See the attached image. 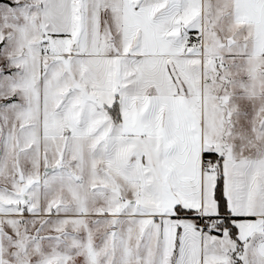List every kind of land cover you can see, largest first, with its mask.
Here are the masks:
<instances>
[{"label":"snow or ice","instance_id":"obj_1","mask_svg":"<svg viewBox=\"0 0 264 264\" xmlns=\"http://www.w3.org/2000/svg\"><path fill=\"white\" fill-rule=\"evenodd\" d=\"M0 264H264V0H0Z\"/></svg>","mask_w":264,"mask_h":264}]
</instances>
